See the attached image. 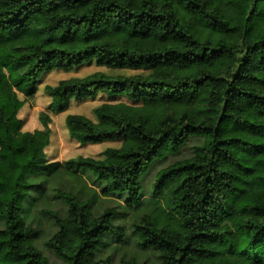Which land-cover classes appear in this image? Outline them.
Instances as JSON below:
<instances>
[{
    "label": "trees",
    "instance_id": "1",
    "mask_svg": "<svg viewBox=\"0 0 264 264\" xmlns=\"http://www.w3.org/2000/svg\"><path fill=\"white\" fill-rule=\"evenodd\" d=\"M90 62L109 71L45 85L42 126L24 129L43 76ZM98 96L95 120L66 115L68 134L119 146L49 160L53 116ZM194 138L145 196L152 166ZM60 172L84 185L94 176L128 207L148 201L130 225L157 264H264V0H0V264H54L26 208L42 191L32 179ZM77 187L54 190L64 213L41 209L55 226L45 246L65 264H114L98 253L125 235L119 211L97 212L100 200Z\"/></svg>",
    "mask_w": 264,
    "mask_h": 264
},
{
    "label": "rangeland",
    "instance_id": "2",
    "mask_svg": "<svg viewBox=\"0 0 264 264\" xmlns=\"http://www.w3.org/2000/svg\"><path fill=\"white\" fill-rule=\"evenodd\" d=\"M109 71L105 67L97 66L95 63H88L76 70H71L68 72L53 70L49 73H46L42 78V83L40 85V90L37 94V97L29 99L25 105V108L20 112V117L25 119L24 129L34 130L40 128L42 125L39 120V114L41 111H47L50 98L47 97L44 93L43 87L47 84L55 85L61 79H66L76 76H85L95 71ZM127 74H132L135 72L132 71H121ZM103 102V97L98 96L93 100L86 101H73L68 109L62 113H58L53 116V122L50 124L52 130L51 143L46 149L47 156L49 160L52 161H65L71 158H75L79 155L82 156H91V157H102L104 150L108 147L119 146V143H102L98 145H82L80 142L71 138L68 134L65 117L70 113H79L88 116L89 118L95 120L93 113L94 107ZM201 142V139L194 138L184 146L176 154H169L167 157L155 163L152 166L149 173L144 177V185L147 189L145 196H150L151 193L148 192L149 185L152 182L154 174L162 166H165L172 161L186 157L190 155L191 149L194 145H197ZM76 176L70 175L65 172H60L57 176L54 177H45L39 176L32 181L39 184L42 191L33 192L35 201H32L27 204L26 208V219L27 222L33 224L37 229L40 230V237L36 241V245L44 255H46L49 260L54 264H65L63 261L56 258L52 250L47 249L45 246L46 240L50 238L55 230V226L52 223V220L47 216L41 213L43 208H56L61 213L65 212V207L61 199L57 198L55 189L61 186H72L77 185L79 189H83L84 192H88L87 195H92L96 197L97 200H100V207L97 212L100 211L103 207L115 206L119 211L118 218L116 223L123 227L125 230V235L123 237L118 236H109L105 239V246L99 251V256L106 257L112 256L114 259V264H117L120 258H134L137 263H142L143 261H148L150 264L158 263L157 252L153 250H141L136 246V237L131 229L132 220L137 218L140 214L148 210V201L143 202L141 205L136 204L134 208L128 207L126 204V195L117 193L109 196H103L101 189L104 187L101 184L94 183L95 177L92 176V180L88 175L82 179L85 181L81 183L80 179L78 184L74 181ZM44 189H43V188ZM86 187V188H85ZM144 197V196H143ZM97 203V202H96ZM95 204V203H94ZM5 226V222L0 221V226Z\"/></svg>",
    "mask_w": 264,
    "mask_h": 264
}]
</instances>
